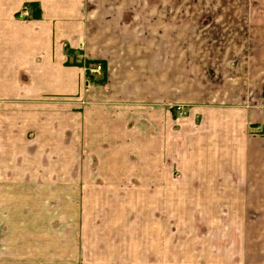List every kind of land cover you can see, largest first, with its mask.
Listing matches in <instances>:
<instances>
[{"label": "crops", "instance_id": "crops-1", "mask_svg": "<svg viewBox=\"0 0 264 264\" xmlns=\"http://www.w3.org/2000/svg\"><path fill=\"white\" fill-rule=\"evenodd\" d=\"M35 2L0 15V264H264V11Z\"/></svg>", "mask_w": 264, "mask_h": 264}, {"label": "rangeland", "instance_id": "rangeland-1", "mask_svg": "<svg viewBox=\"0 0 264 264\" xmlns=\"http://www.w3.org/2000/svg\"><path fill=\"white\" fill-rule=\"evenodd\" d=\"M20 1H22V2H20ZM33 3H37L38 6L34 7L32 5ZM220 5H222V6H220ZM15 6H20V7H18V9H16V10L11 12L12 13V17L14 18L13 21H16V20L21 21V22L27 21V23L25 25V28H29L30 27L28 22L31 19H36V20L39 19V20H41V18H42L41 5H40L39 2H35V0H5L4 6H3L2 10H0V15H2L4 18H6L9 15V11L11 9H13ZM37 7L40 8V10H41V16L38 17V18L32 16V14L34 12V9L37 8ZM211 8L215 12L210 13L211 16L207 17L206 21L203 20V18L202 19L198 18L196 20V22L201 27H207L208 26L207 28H205L207 30V32L210 33L211 35L215 36V33H219V29L218 28L221 26V24L219 22L220 14L224 13L225 11L229 12L231 10H235V11L247 10L248 11V10L251 9V10L256 11V12L264 11V0H226V2H224V4L222 2L218 3V4H216V2L212 3L211 4ZM221 9H222V11L219 12L218 10H221ZM216 11H218V12H216ZM8 20H10V18ZM210 22H211V24L209 25ZM22 28H23V26H20V25H18L16 23H12V24H10V27L6 30V32H8V34L4 35V38H3L4 46H6V53L12 54V48L13 47H8L9 45H11L12 43H15V42H21V40H19V36H15L14 31L16 29L21 31ZM13 29H14V31H13ZM198 29H202V28H198ZM27 35L31 36L30 33L26 32V34L23 36V38L25 39L26 38L25 36H27ZM217 35H219V34H217ZM161 37L162 36H160V35L157 36V42L158 43H161V41H162ZM171 37L172 36H169L170 39H171ZM206 38H208V37H206ZM44 42L45 41H37L36 42V38L34 39V43H37L36 45L43 44ZM168 44H170V42L168 40H166L165 41V46L168 45ZM148 53L150 55V57H149L150 59L159 60L161 58V52L158 49V47L156 46V44H154V43L149 45ZM164 53L166 55L165 60H167V57L172 53V50H166V51H164ZM6 59H7V63L8 64L11 61H14L15 63H18V58H16L15 56H14V58H10V57L6 56ZM193 60H198V61L201 60L204 63L208 62V64L211 63V64H209L210 65L209 66L210 70H211L212 67H214V69L216 68V70L218 69L217 68L218 66L216 64H214V62H212L210 60H206V59L202 60L201 58L198 59V55L196 56V58H193ZM89 63H90V65L87 66V69L89 70L88 71V81H90V82H88V84L91 83L92 81H94V77H96V76L97 77H100V76L104 77V65L101 62L93 61V62H89ZM98 63L102 64L103 70L101 72H92L90 70V68H92L93 66L97 65ZM214 78H215V81H216V79L218 78V72H215ZM218 81H220V79ZM218 89H220V88H218ZM176 105H178V104H175L173 106H176ZM179 105L186 106V111L188 113V110H189V107H190L188 104H179ZM174 108L176 109V107H174ZM187 113H186V115H187ZM177 118H179L178 114H177ZM197 125L198 126L205 125V119H203V120L198 119L197 120ZM255 132L256 133H262L263 131L259 132L257 129H255ZM262 234H264V231H262ZM198 238H199V240L204 241V235H201ZM202 241L198 242L196 244L197 248L201 247V249H200L201 251H206V250L212 249V247L209 244H206L205 241H204V243H202ZM262 241H264L263 238H262ZM185 246H187L189 248H192L191 246H193V245L190 246V243H189V244H186ZM214 246L215 247H219V246H217L215 244H214ZM220 246H221V244H220ZM181 260L185 261V259H181ZM199 260L205 261L203 258L199 259Z\"/></svg>", "mask_w": 264, "mask_h": 264}, {"label": "built area", "instance_id": "built-area-1", "mask_svg": "<svg viewBox=\"0 0 264 264\" xmlns=\"http://www.w3.org/2000/svg\"><path fill=\"white\" fill-rule=\"evenodd\" d=\"M90 70L92 72H101L103 70L102 64L98 63L97 65L93 66L92 68H90ZM176 110L178 113L179 118L183 117L184 115H186L187 111H186V106L184 105H176ZM259 132L263 131V127L260 125L256 128Z\"/></svg>", "mask_w": 264, "mask_h": 264}, {"label": "trees", "instance_id": "trees-1", "mask_svg": "<svg viewBox=\"0 0 264 264\" xmlns=\"http://www.w3.org/2000/svg\"><path fill=\"white\" fill-rule=\"evenodd\" d=\"M32 5H33L34 7H35V6H38L37 3H33ZM32 16H33V17H36V18L40 17V16H41V10H40V8H38V7L35 8V9H34V12H33V14H32ZM88 82H90V81H88Z\"/></svg>", "mask_w": 264, "mask_h": 264}]
</instances>
